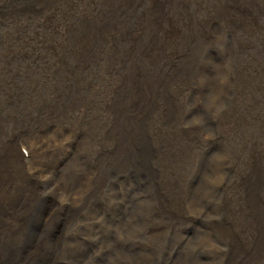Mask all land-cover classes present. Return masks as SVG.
<instances>
[{"label": "bare ground", "instance_id": "6f19581e", "mask_svg": "<svg viewBox=\"0 0 264 264\" xmlns=\"http://www.w3.org/2000/svg\"><path fill=\"white\" fill-rule=\"evenodd\" d=\"M156 1L167 2L148 0L144 18L138 9L125 11V23L132 26L126 30L121 18L106 20L101 8L99 22H104L95 26L93 40L82 38L89 28L80 26L75 58L70 48L76 29L71 33L70 23H62L54 68L69 73L59 81L70 92L62 101L42 98L43 104L35 105L38 118L47 116L42 125L0 147V264H241L262 254L264 151L244 160L245 146L230 145L251 112L246 105L254 94L247 91L240 99L245 74L255 67L250 58L236 62L242 41L231 31H257L264 43L252 15H261L264 0H198L204 14L194 21H183L177 11L157 12ZM169 1L177 9L187 4ZM70 2L64 3L68 9ZM55 11L51 6L40 24L48 49ZM162 22L161 35L149 32L150 44L131 42L124 57L116 58L111 37L127 42ZM99 35L102 43L96 42ZM225 50L230 59L218 64L210 58ZM163 57L180 63L167 77L161 74L165 68H150H158ZM97 59L103 75L96 84L82 82V70ZM70 63L78 70L71 73ZM96 94L98 100L91 102ZM92 114L94 120L84 126ZM188 229L195 230L189 237Z\"/></svg>", "mask_w": 264, "mask_h": 264}, {"label": "rangeland", "instance_id": "374dc122", "mask_svg": "<svg viewBox=\"0 0 264 264\" xmlns=\"http://www.w3.org/2000/svg\"><path fill=\"white\" fill-rule=\"evenodd\" d=\"M57 1L56 0H47V1L46 0H0V147L8 145V142L10 140L9 138H12V136L23 135V133L26 134L27 131H29L30 129H33L32 127L37 128V127H40L42 125L41 118L46 120L47 116L38 118L37 112L40 110V107L35 106V105H39L40 103L43 104V101H40L42 98L44 99V97L47 95L45 98H50L52 102H55L56 100L62 101L61 99L66 94H68L70 92V91L68 92V85H67V89H66V86H65L66 84L65 83L61 84L59 81L60 75H62L64 77V76L69 75V73L68 72L62 73L61 72L63 70L62 68H58L57 71L54 68V64L57 61V57L55 58V55H54L55 54L54 47L56 45V42L59 40V34H60L59 31H61L62 23L65 20L68 24L70 23V27L71 26L75 27V28L71 27V31H73L71 33H74L75 32L74 30L76 29V32L73 35L74 37L72 36V38H71V48H70L71 56H73L75 58L79 55V51H80V49H78L75 46L76 43H78V41H79L78 38H80V36H78V34H79L78 30H79L80 26H83L85 28L86 27L89 28L86 33H83L81 35L82 38L88 37V39L93 40V38H92L93 35L98 34V31L95 28V26L101 25L104 22L103 20L101 22H99L101 19V16H100L101 8H103V11L106 13V20L111 19L110 17H115L116 19L121 18V20L123 21V24L125 25V26L122 25L123 30H126V28H128V27H132L128 23H125V19L127 17V15H125V13H124L125 11H133L134 8L136 10L138 9L137 11H139L141 18H144L145 15H148V11H149L148 0H145V1L139 0V1H141V5H139V6H138V3L136 0L131 1L132 3L130 2L131 4H128V5H125V4L123 5L122 3L116 5L115 1L113 2V0H71V2L69 3V5H70L69 9H68V7H65V5H67V3H66L67 0L66 1L60 0L58 2ZM165 1H167V2H165V3H161L158 1L155 2V4H157V5H155L154 8L157 12L165 10L167 15L173 16V15H176V11H177V13L182 14V20L183 21H188V18H190V17H191L190 19L194 21L195 18L199 19L204 14V9L195 4V1H198V0H186L187 4L184 6L181 4L178 9L176 7H174L173 2H170L169 0H165ZM168 2H169V4H167ZM48 3H50L52 5H50ZM53 3H55V4L53 5ZM64 3H66V4L64 5ZM160 3L162 5H160ZM49 6L50 7L54 6L56 9V11L54 13V17H55L54 27H53V29L48 28L50 30V38H51L50 39V45L52 47L51 49L50 48L48 49L45 46L46 41H47V38H46L47 35L44 33V31H42L43 29L40 26V24L45 25L44 24V20L46 19L45 15L47 16L49 14L48 12H50ZM192 6H194V7H192ZM261 6H262V8L260 10V13L262 16L261 15L256 16V13L259 11H255L254 13H252V15H253V17H255V21L257 20L255 25L257 27L260 26L262 31H264V19H263L264 18V7H263L264 4H262ZM92 7H94V8H92ZM186 13H190V14L192 13V14L185 16ZM90 16H92V17H90ZM150 18L152 19V16ZM178 18H181V15H179ZM158 19H157V21L161 22V19L160 18H158ZM58 21H59V23H58ZM153 22H155V21H153ZM141 23L145 24V22H141ZM162 23L158 26H157V24L151 26L149 28L150 30H147L148 32L145 34L144 37L140 36V38L139 37L138 38H129L127 41L128 43L126 41H123L122 39H119L118 36L116 38L111 37L110 42H112V45L114 46L113 47L114 52H115V50H117V54L115 52L116 58L118 59V58L122 57V54L124 57L123 51L126 49L127 46H130L131 42H135V44L137 43L138 45H142L146 42H148V44H150V42H151L150 37H152V36L148 35L149 32L154 31V33H158L159 35H161V31H160L161 26L166 27V25L164 23L163 24ZM255 25H253V26L256 29ZM136 26L137 25H135V27ZM237 30L231 31L232 36L236 41H240V42L242 41L241 42L242 43L241 44L242 52H241V54L238 55L236 62L239 65L240 64L243 65L246 61L251 59L253 61L251 64H254V66H255L254 71H251L250 73L245 74L244 84H245L246 88L244 89L242 98L240 99L241 103H242L243 99H245V95H246L247 91L252 92L254 95H252L249 99L251 102V105L250 104L246 105V106L251 107L250 115L246 114V110H243L242 108H240V110L246 114V119H245L244 123H242L243 125L238 130V138L233 139L231 142V145L230 144L229 145H230V148H232L234 150L245 146L244 149L242 150V152L245 153L244 154V160H247L246 157H248L250 155L257 156L258 153L264 151V137H263L264 136V95H263V93H264V89H263L264 88V69H263L264 68V56H263L264 55V43H262L261 40L259 41L260 33L257 31H254V32L250 31V33H249L245 29H240L238 31V35H237L236 34ZM100 35L96 39L97 43H102V40L100 39ZM239 36H240V38H239ZM107 38H109V37L105 38L106 43H108V41H109ZM144 38H145V40H144ZM120 40H122V41H120ZM157 41H159V40H157ZM97 43L94 45V47L96 46L94 48V50H97V47H98ZM160 47H161V45H160ZM153 48L159 49L158 43H154ZM128 50L130 51V49H128ZM161 50H163V49L161 48ZM256 51H257V53H255ZM150 52H152V51H150ZM52 53H53V55H52ZM98 56L100 58V55H98ZM252 56L254 59L252 58ZM230 57H231L230 51L225 50L222 53L215 52L214 55H212L210 58L211 59L216 58L217 63L219 64V62L221 60L226 61V60L230 59ZM33 58H34V60H33ZM42 60H43V62H42ZM90 60H93V58L92 59L90 58ZM146 60L147 59H145V62H146ZM163 60H165V61L162 62ZM238 60H240V61H238ZM67 61L71 62L70 60H67ZM52 62H53V64H52ZM242 62H243V64H242ZM26 63L30 64V65H25ZM89 63L87 65L88 68L86 67L84 70H82V76H83L82 82H86V81L90 80L91 82L94 83V81L98 80L103 75L102 74L103 71L101 70V65H100V64H102V62L100 61V59H97L95 62H89ZM178 64H180V63H178L177 59L171 58L168 60L167 58L163 57L160 61V64H158L159 65L158 68L157 67H150V68L153 70V71L151 70V72H156V71L160 72L159 71L160 68L161 69L165 68L164 71H161V74H164L167 77L171 73H174L175 70H177V66H179ZM7 65H8V67H7ZM18 65H19V67L17 69H14V67H16ZM45 65L47 67H45ZM92 65H93V67H92ZM160 65H161V67H160ZM227 65H224L223 67H225ZM258 66H259V68H258ZM3 67H5V68H3ZM69 67H70L71 73L78 70L72 65V63L69 64ZM4 69H5V71H4ZM59 69H60V71H59ZM165 70L166 71L168 70V71L166 72ZM93 71H95L96 73ZM22 72H24V73H22ZM119 72L121 73V70ZM120 73H117V75L115 74L114 75L115 78H118ZM23 74L25 77L28 78V80L23 76ZM249 74H251L253 77L257 76L256 79L254 81H252V84H254V85H252V84L250 85L249 79H253V77H248ZM56 76H58V77H56ZM10 78L14 79V80H12L13 83H11V81L10 82L7 81V80H10ZM53 78H55V80ZM103 78L108 79V76L104 75ZM31 80H32V82H31ZM56 80H58V82ZM33 81L36 83H34ZM5 82L12 84V86L10 85L9 87H6V85L4 84ZM96 83L97 82H95L94 84H96ZM95 87H97V86H95ZM259 93H261V94H259ZM54 95H55V97H54ZM80 96L81 95H77L75 97L81 99ZM258 96L259 97L261 96V97L259 98ZM98 97H99V95L96 94L95 98L93 97L90 101L94 102V100H98ZM83 98L85 99V97H83ZM254 100L256 103H253ZM42 109H43V107H42ZM225 110L226 109H224L223 111L227 112V110L226 111ZM91 117L93 118V114L91 116L85 118L86 120L83 121L84 126L86 125V123H91L92 122L91 120H94ZM88 119H90V120H88ZM250 119H251V121H250ZM80 122H81V120H78V127H79ZM36 123H38V124L36 125ZM254 142H255V145H254ZM231 146H233V147H231ZM7 148H8V146H7ZM0 154L3 155L1 148H0ZM231 158L235 159L236 156L232 154ZM238 165H239V163H238ZM237 169L238 168H236L235 171H237ZM199 181H200V179L194 183L195 187L197 186ZM199 187H200V185L197 188H199ZM261 189H263V191H264V186ZM229 191H231V192H229ZM229 191H228V194L230 195L233 192L232 187ZM194 231L195 230L188 229V233H187L188 237L191 236L194 233ZM262 249H263V251H262ZM262 249H261V253H262L261 255L262 256L261 255L250 256L245 260L244 263H241V264H264V245H263Z\"/></svg>", "mask_w": 264, "mask_h": 264}]
</instances>
